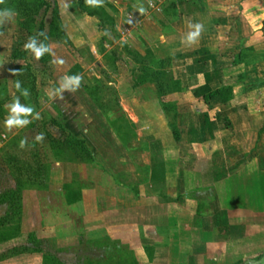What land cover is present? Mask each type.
Masks as SVG:
<instances>
[{
  "label": "crops",
  "instance_id": "1",
  "mask_svg": "<svg viewBox=\"0 0 264 264\" xmlns=\"http://www.w3.org/2000/svg\"><path fill=\"white\" fill-rule=\"evenodd\" d=\"M126 2L116 10L119 30L131 38L123 41L142 32L138 54L168 64L173 117L141 103L146 123L160 119L153 131L145 126L147 140H138L145 158L124 172H97L67 207L79 211L78 231L66 229L74 223L69 216L66 226L42 232L61 250L47 264H79L94 236L104 249L107 241L119 248L83 264L264 262V0ZM196 23L203 31L189 45ZM204 86L231 94L207 102L194 95ZM143 167L147 182L124 183L143 177ZM63 174L64 191L72 179Z\"/></svg>",
  "mask_w": 264,
  "mask_h": 264
},
{
  "label": "rangeland",
  "instance_id": "2",
  "mask_svg": "<svg viewBox=\"0 0 264 264\" xmlns=\"http://www.w3.org/2000/svg\"><path fill=\"white\" fill-rule=\"evenodd\" d=\"M126 1L103 0L101 7H92L86 0H0V10L18 13L13 21L0 24V264L55 260L61 250L42 232L52 225L66 226L71 219L74 223L66 229L77 232L79 211L69 213L67 207L80 200L84 188L93 186L97 172H124L145 158L146 146L138 140H147L150 132L145 126L153 131L160 119L146 123L141 103L161 118L163 101L173 117L172 103L160 97L158 88L157 73L170 74L168 64L138 54L137 46L146 44L139 41L142 32H133V43L123 41L131 38L119 30L123 27L116 10ZM40 32L47 36H40V41L52 54L37 61L24 44ZM58 59L64 63H54ZM76 74L82 76L77 91H64L63 99L53 96L64 76ZM148 79L157 92L145 83ZM17 80L30 91L29 97H20L21 103L34 107L41 119L9 131L5 105L20 95ZM41 132L45 140L35 143ZM25 138L28 143L22 149ZM66 171L72 183L58 190ZM141 171L143 177L122 180L141 186L147 182V169ZM87 252L98 257L93 245Z\"/></svg>",
  "mask_w": 264,
  "mask_h": 264
},
{
  "label": "clouds",
  "instance_id": "3",
  "mask_svg": "<svg viewBox=\"0 0 264 264\" xmlns=\"http://www.w3.org/2000/svg\"><path fill=\"white\" fill-rule=\"evenodd\" d=\"M86 3L92 7H101L103 5V0H86ZM141 13L144 9H140ZM18 13L14 9H3L0 10V24L4 22L13 21ZM193 30L187 34L186 42L191 45L196 42L197 38L203 31V25L200 23L192 24L189 26ZM43 36L45 40L47 36L45 33L40 32L37 35L31 36L29 40L24 44V49L31 53L35 60L39 61L45 54H52V49L49 45L40 41L39 37ZM54 63L62 65L64 61L62 59L55 60ZM82 81V76L79 74L64 76L60 82V87L53 89V96H59L63 99V93L66 90L75 92L79 89ZM16 90L20 93L11 103L5 105L8 110L7 118L4 121L5 127L11 131L12 129H23L28 125L32 124L33 121L40 120V113L36 109L27 104L21 103L20 97L27 98L30 95V91L22 86V83L17 80L15 83ZM45 140V134L43 132L35 136V143H42ZM28 141L27 139H22L20 141V147L23 149L26 147Z\"/></svg>",
  "mask_w": 264,
  "mask_h": 264
},
{
  "label": "trees",
  "instance_id": "4",
  "mask_svg": "<svg viewBox=\"0 0 264 264\" xmlns=\"http://www.w3.org/2000/svg\"><path fill=\"white\" fill-rule=\"evenodd\" d=\"M44 2L47 3V0H44ZM87 12V11H86ZM93 16H99V15H93ZM160 64H164L163 62H160ZM157 73V72H156ZM157 75L159 76L160 78V82L158 83V88L160 89L159 91V94H160V97H165V95L170 91L171 89V85H169V83L165 80L166 79V76L167 74H161V73H157ZM35 81H36V78H35ZM231 94V91L230 89H224L223 91L221 90H218V91H215L213 90L210 86H204V87H200L198 89L195 90L194 92V95L196 98H204L207 102H209L211 99H213L215 96H218V95H222L224 98L226 97H229ZM225 98V99H226ZM162 105L164 107V109H166V105L165 103L162 101ZM177 131H176V137L178 136L177 135ZM80 144H83L82 142ZM34 237L33 235H30L28 238H32ZM100 242H104L102 240H94L93 243H88V245H93V248H97L98 249V257H94V255L91 253V252H87L84 254V257H80V262L81 264H83V259L85 258L86 260H96L98 258V262H102L104 260V257H109V254H110V250H112V248L114 247H117V249L119 248L118 245L115 243V244H112L110 241H107L106 243H104L106 245V249L102 248ZM111 248V249H110ZM261 264V261L260 259L257 260V261H254V260H247V261H244L243 263L241 264Z\"/></svg>",
  "mask_w": 264,
  "mask_h": 264
}]
</instances>
